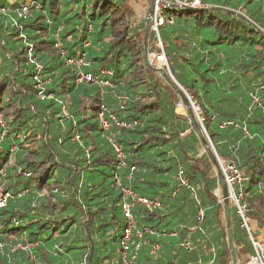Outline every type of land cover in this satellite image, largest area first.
Returning a JSON list of instances; mask_svg holds the SVG:
<instances>
[{"label":"trees","instance_id":"16d2710c","mask_svg":"<svg viewBox=\"0 0 264 264\" xmlns=\"http://www.w3.org/2000/svg\"><path fill=\"white\" fill-rule=\"evenodd\" d=\"M136 2L0 0V192L9 195L0 207V264H121L116 176L161 204L132 209L142 233L129 242L134 264H231L215 171L177 110L180 98L145 65ZM203 5H170L160 40L218 160L238 163L249 178L247 218L264 239V0ZM150 37L148 53L156 54ZM82 55L79 70L67 65ZM79 73L92 80L77 82ZM178 166L188 188L172 196ZM230 212L238 263L246 264L253 249Z\"/></svg>","mask_w":264,"mask_h":264},{"label":"built area","instance_id":"2783aa9c","mask_svg":"<svg viewBox=\"0 0 264 264\" xmlns=\"http://www.w3.org/2000/svg\"><path fill=\"white\" fill-rule=\"evenodd\" d=\"M170 5L190 7L193 9H200L204 7L203 0H192L190 3L180 2L178 0H153V11L150 16V22H151V31L154 33L155 39H156L155 47L158 50V52L156 54H153L152 57H153V60H157L158 67H162L167 71H169V68H168V64L166 61L164 48L160 40L159 29L165 24L164 12ZM27 11H28V8L26 6H23L20 15L25 17ZM55 47L60 48V44H57ZM66 63L67 65L74 67L76 70H79L84 65V56L82 55L79 58L68 59ZM33 78L36 82L35 89L41 90V82L39 81V76L36 75ZM91 80L92 78L90 75L79 73V78L77 82H80V81L90 82ZM105 84L109 85L108 83H105ZM37 96L41 100L44 98L41 91L38 93ZM253 101L257 102V99L253 98ZM177 108L181 109L183 108V105L179 104ZM197 111H198V108L195 107L196 114H197ZM98 118L102 124V127L107 130L109 128V122L105 118V108L104 107H101L100 111L98 112ZM110 119L111 121L116 123V119L113 116H110ZM199 122L201 123V120H199ZM117 126L119 129L129 127L125 125L124 123H117ZM222 127H225V125L222 124ZM112 147L115 150L116 156L118 159L116 168L121 169L124 167V163L122 162L123 153L115 144H113ZM218 162H219L225 183L227 185L229 202L233 206V208L236 209V213L242 221V224H241L242 228L245 230L246 235L253 249L254 256L246 264H264V257L262 258V256H264V241H260L253 237L252 228L247 218L248 208H247V204L245 200L246 199L245 191L249 184V178L242 174L241 167L239 166L238 163L234 161H229L228 163L223 164L219 160ZM177 168H178V174H177L176 179L179 182V187L172 193V196H175L180 188H183V187L188 188L187 181L184 178L182 169L179 166ZM2 171L3 169H1L0 172L2 173ZM115 180H116V184L121 189L122 203H123L122 209H123V216L125 218V229L123 233V238L120 243L121 264H134L136 260V256L134 253L130 251L129 242L133 235L140 239L142 237V233L136 227V221L132 215V209L135 206H138L148 211H154V210L160 209L161 204L157 199L140 196L134 193L133 191H131L129 188L122 186L117 176L115 177ZM8 197H9L8 194L0 192V207L4 206ZM216 197H217V201L219 203H222V198H221L220 193ZM203 216H204L203 210L200 209L196 215L198 225L201 224L203 220ZM174 235L175 234H173L172 236ZM138 247L139 246L136 247V250L138 249ZM157 248H158L157 246L154 247V250H156ZM182 248L188 252L191 251V246L188 241L182 244Z\"/></svg>","mask_w":264,"mask_h":264},{"label":"water","instance_id":"95a60500","mask_svg":"<svg viewBox=\"0 0 264 264\" xmlns=\"http://www.w3.org/2000/svg\"><path fill=\"white\" fill-rule=\"evenodd\" d=\"M153 11V0H150V4L148 7V10L144 16V18L141 20V23L145 25V35H144V62L145 65L152 71L159 74L166 84L178 95L180 98L185 115L188 119V123L190 125L191 130L196 135L204 154L207 156L208 160L212 164L213 168L216 172V178H217V184L219 191L221 192V198H222V207H223V214H224V223H225V233H226V239H227V245L228 250L230 253L231 258V264H239L238 258H237V252L234 247L233 243V231H232V225H231V212H230V202L228 199V191H227V185L225 183L218 158L214 152V149L212 148L208 138L206 137L203 127L201 123L198 120L197 114L195 112V104L191 103L187 94L184 92V90L176 83V81L173 79L171 74L165 70L162 67H155L151 64V61L149 60V54H148V41L151 36V22H150V16Z\"/></svg>","mask_w":264,"mask_h":264},{"label":"rangeland","instance_id":"374dc122","mask_svg":"<svg viewBox=\"0 0 264 264\" xmlns=\"http://www.w3.org/2000/svg\"><path fill=\"white\" fill-rule=\"evenodd\" d=\"M149 4H150V0H137V2H136V7H137V9H138V11H139V18H140V22H141V20L144 18V16H145V14H146V12H147V10H148V7H149ZM160 30V38L163 36V33H165L166 32V30H167V28H163V29H159ZM151 34H154L152 31H151ZM151 38V37H150ZM149 54V58H150V60H151V63L153 64V65H156V66H158V62H157V60H153V57H152V53L150 54V53H148ZM155 66V67H156ZM181 111H184V108H183V110H181ZM183 135V134H182ZM202 148V147H201ZM199 153L200 154H202V153H204L203 152V149H201L200 151H199ZM228 163V162H227ZM223 164H226V163H223ZM214 169V168H213ZM214 171H215V169H214ZM215 174H216V172H215ZM220 193V195H221V192L219 191V190H217L216 191V193H215V196H217L218 194ZM151 198H154V197H151ZM155 198H157V197H155ZM217 198V197H216ZM230 207H233L231 204H230ZM221 219L223 220L224 219V214H223V210H221ZM123 223H124V221H122L121 222V225H123ZM250 226H251V228H252V233H253V225L250 223ZM253 237L255 238V236H254V233H253ZM258 240H260V241H264V239H263V237H256ZM249 240V239H248ZM183 251H185L186 252V250H183ZM183 251H181L180 253H184ZM198 255H200V254H197V256ZM254 256V255H253ZM264 256H262V258H263ZM251 260V259H250ZM249 260V261H250ZM248 261V262H249ZM247 262V263H248Z\"/></svg>","mask_w":264,"mask_h":264},{"label":"crops","instance_id":"0c3cea01","mask_svg":"<svg viewBox=\"0 0 264 264\" xmlns=\"http://www.w3.org/2000/svg\"><path fill=\"white\" fill-rule=\"evenodd\" d=\"M7 1H13V0H7ZM29 0H26V2H28ZM177 110L180 112V113H184L185 114V111H181V110H183V108H181V109H178L177 108ZM169 247H167L166 249H168ZM163 249V248H162ZM164 249H165V247H164Z\"/></svg>","mask_w":264,"mask_h":264},{"label":"bare ground","instance_id":"6f19581e","mask_svg":"<svg viewBox=\"0 0 264 264\" xmlns=\"http://www.w3.org/2000/svg\"><path fill=\"white\" fill-rule=\"evenodd\" d=\"M149 60H150V58H149ZM151 61V60H150ZM152 64V63H151ZM153 65V64H152ZM153 66H156V65H153ZM156 67H158V66H156ZM169 72V71H168ZM191 102V101H190Z\"/></svg>","mask_w":264,"mask_h":264}]
</instances>
